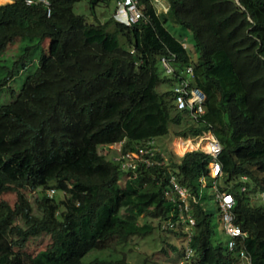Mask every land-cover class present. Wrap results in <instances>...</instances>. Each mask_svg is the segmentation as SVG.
Instances as JSON below:
<instances>
[{
    "label": "trees",
    "instance_id": "trees-1",
    "mask_svg": "<svg viewBox=\"0 0 264 264\" xmlns=\"http://www.w3.org/2000/svg\"><path fill=\"white\" fill-rule=\"evenodd\" d=\"M78 1L50 0L49 11L22 0L0 4V99L39 44L48 40L59 49L28 67L19 89L0 102V264H126L125 252L115 250L154 229L161 234L157 251L169 256L170 238L186 235L180 221L187 214L195 219L190 245L199 263L238 264L239 243L228 250L227 241L214 240L206 195L199 193L200 178L213 179L210 155L190 150L165 160L157 145L150 153L145 144L179 126L172 87L185 77L203 92L204 112L175 134L212 130L218 138L217 187L234 195L251 264H264V0H167L162 11L139 0L144 16L135 23L113 13L94 23L114 39L111 50L87 42L93 23L73 11ZM111 2L87 5L94 16ZM167 24L178 26L179 36ZM82 36V45L65 47ZM11 44L22 53L6 63L1 53ZM80 55L95 66L86 70ZM119 141L123 151L139 152L134 168L121 169L111 150L102 152ZM26 156L21 175L5 171L6 160ZM172 180L196 196L187 198L188 209ZM51 187L57 194H47Z\"/></svg>",
    "mask_w": 264,
    "mask_h": 264
},
{
    "label": "rangeland",
    "instance_id": "rangeland-1",
    "mask_svg": "<svg viewBox=\"0 0 264 264\" xmlns=\"http://www.w3.org/2000/svg\"><path fill=\"white\" fill-rule=\"evenodd\" d=\"M11 0H0V4L4 2H8ZM152 3L156 9V11H162L167 8V0H152ZM114 2H111L108 6L105 5H99L95 9V15L90 12L88 5H87V0H80L76 2L73 6V11L77 14H83L85 16V19L87 22L93 23L91 24L92 26L85 31V39L89 44L94 47L96 42H101L107 50H111L115 46V41L112 39V37L104 34L100 28H98L96 25L98 23H103L106 21V19L114 14ZM96 23V25L94 24ZM168 28L171 30L173 34L176 36H179V30L178 26L173 25V24H167ZM188 34L186 35L187 38ZM84 42V36H82L80 41L73 42L71 40H68L65 42V47H74V46H80ZM191 39L189 36L188 39V44L191 45ZM92 47L84 49V51L89 52L91 51ZM10 48V49H9ZM9 49V50H8ZM6 51H13L11 52L12 54L6 55ZM36 52V53H35ZM59 52L58 46L56 43H51L49 44L48 40H46L43 44H39L38 47H36L32 53H33V59L28 63L25 69L21 71L19 74L15 75L13 77V81L11 82V88H4L3 91H6L5 93L1 94V99L0 102H4V99H10L11 95V89L13 90H18L19 86L22 82V80L26 77L30 69L28 67H37L39 63L41 62L42 59L49 57V56H54ZM21 47H17L15 44L8 45L7 48L1 53V56L5 58L6 63H10V61L13 60L14 55L21 54ZM85 56V55H84ZM15 58V57H14ZM92 58V57H91ZM89 58L88 56L82 57L80 55V62L81 64H84V68L86 70H91L93 66H95V60L92 58ZM164 73V70H163ZM162 89L165 88L164 85L161 86ZM180 114V124L177 126V124H171L169 132L165 135H160L156 137V142L160 144L161 148L165 155L169 157L166 154V151L168 152L173 151L172 153H184L186 151H190L191 149L196 148L197 144H190L189 139L185 140V137H180L176 136L175 131L182 129L183 126L193 123L191 118L187 115L184 114V111L182 110H175ZM191 136V135H190ZM173 137L171 142L166 141ZM199 137V136H198ZM197 137V138H198ZM187 138V137H186ZM199 139V138H198ZM164 142V146L162 145ZM178 142L184 143V149L180 147ZM118 144V143H117ZM117 144L115 143H110L109 146L106 145L103 147L102 152H107V150H111L110 154L113 153L116 149ZM112 145V146H111ZM176 146V148H175ZM200 148V147H199ZM178 149V150H177ZM201 149V148H200ZM180 151V152H177ZM136 155V154H135ZM30 163V157L26 156L23 159L19 160H6L4 163V169L5 171L12 176H17L21 175L25 168L29 166ZM29 170L31 168L29 167ZM210 174V173H209ZM204 184V188L200 186L199 193L204 191L205 192V198H206V209L207 212L211 215V220L212 223L214 224V229H215V236L214 240L216 242H223L224 244L226 241L229 239V236L224 233L222 229V221L220 217V212L218 211L217 208H215L214 200H213V193H214V188L212 186V178H204V181L202 182ZM57 194V192H54ZM214 210V213L212 214ZM161 234H159L158 229H154L153 233L151 235H148L146 238H139V239H133L129 241L127 245L122 247V249L117 248L115 251L116 256H121V251L125 252V260L126 264H179V260H181L182 253H183V247L185 246V239L183 238H177V241L175 238L172 236L169 240V243L172 248V252L170 253L169 256H166L165 253H162L160 251H157V249L160 247V241H161ZM175 245H178V249L176 250L174 248ZM144 257L147 258L144 259ZM145 260V261H144Z\"/></svg>",
    "mask_w": 264,
    "mask_h": 264
},
{
    "label": "built area",
    "instance_id": "built-area-1",
    "mask_svg": "<svg viewBox=\"0 0 264 264\" xmlns=\"http://www.w3.org/2000/svg\"><path fill=\"white\" fill-rule=\"evenodd\" d=\"M26 4L42 3L47 6L49 11L50 0H22ZM115 17L119 21L131 25L144 16V12L141 9L139 0H116ZM167 72H172L174 67L169 63V58L161 57ZM187 72H191V67H186ZM172 90L175 96V103L178 108L186 109V111L193 117L199 118L204 111L203 106V93L196 87L191 86L187 79L179 78V81L173 85ZM198 145L207 153L211 154L214 158L210 163V167L213 166L214 171H218L219 163L215 160V157L221 150V145L218 139L213 134H206L201 137ZM119 148V147H118ZM121 159L122 167L135 166L133 160V154L130 152L121 153L118 156ZM52 190V189H51ZM231 196L225 193L219 198V207L222 213V223L225 232L230 235L228 241L229 248L235 246L236 242L241 243L244 238V232L240 226L235 222L234 213L231 209ZM238 256L240 258L239 264H250V257L243 247L238 250Z\"/></svg>",
    "mask_w": 264,
    "mask_h": 264
},
{
    "label": "clouds",
    "instance_id": "clouds-1",
    "mask_svg": "<svg viewBox=\"0 0 264 264\" xmlns=\"http://www.w3.org/2000/svg\"><path fill=\"white\" fill-rule=\"evenodd\" d=\"M29 2H31V0H29ZM141 5V4H140ZM115 8H116V4H115ZM115 8H114V14H115ZM142 9V8H141ZM113 14V15H114ZM115 16V15H114ZM116 18V17H115ZM181 43H182V45L183 46H186V43H185V37H184V40H182L181 41ZM185 79H187V80H189L188 79V77H185ZM179 81V80H178ZM178 81H176L175 82V84L178 82ZM194 87H196V86H194ZM196 88H198V87H196ZM199 89V88H198ZM200 90V89H199ZM201 91V90H200ZM202 92V91H201ZM203 93V92H202ZM204 95V94H203ZM173 97H174V103H175V96H174V93H173ZM175 106H176V110H182V111H184V114L185 115H187V116H189L190 118H191V120H192V122L193 123H190V124H187V125H191V124H196V122H198V119L199 118H193L187 111H186V109H180V108H178L177 107V105H176V103H175ZM204 112V111H203ZM200 117H201V115H200ZM206 134H213L214 136H215V134L213 133V131L212 130H207V131H204V132H202V133H199V134H197V135H192V134H190V133H188V134H186V135H176V134H174V135H176V136H180V137H185V140L187 141L188 140V138L190 137L191 139H189V141H190V144L192 145V144H197V147L196 148H194L193 147V149H191V150H200V151H202V152H205L199 145H198V142L200 141V139H201V137L202 136H204V135H206ZM191 135V136H190ZM199 136V137H198ZM187 137V138H186ZM199 139H198V138ZM216 137V136H215ZM217 138V137H216ZM173 139V137H171L170 139H168V140H166V141H164V142H166L167 143V141H169V142H171V140ZM218 139V138H217ZM219 141V140H218ZM164 142H163V146H164ZM156 143V144H155ZM220 143V142H219ZM115 144H117V143H115ZM121 144H122V141H119L118 142V144H117V146H116V149H115V151L112 153V157L113 158H115V159H117V160H119L120 161V163H119V165H120V168L121 169H127V168H134L136 165H137V159H140V155H139V152H137V151H131V150H128V151H123L122 150V148H121ZM146 145H147V150H149L150 151V153H153L154 152V149H153V146H156V148H157V150H159V152L161 153V152H163V157H164V159L165 160H167L168 159V157L165 155V153H164V151L161 149V148H164V147H161L160 146V144H158L157 142H156V137L155 138H150V139H148L147 141H146V143H145ZM155 144V145H154ZM221 145V144H220ZM109 146V145H108ZM112 146V145H111ZM119 147V148H118ZM201 149H200V148ZM175 148H176V146H175ZM222 148V147H221ZM152 149H153V152H152ZM178 150V149H177ZM221 151V150H220ZM125 152H130L131 154H133V160H134V163H135V166L133 167V166H129V167H122L121 166V159H119L118 158V156L121 154V153H125ZM173 151H170V152H168V150L166 151V154L169 156V154H171ZM177 152H180V151H177ZM187 152V151H186ZM185 153V152H184ZM184 153H179V154H175V153H173V154H175V155H179V156H181V155H183ZM205 153H207V152H205ZM220 153V152H219ZM218 153V154H219ZM136 154V155H135ZM209 154V153H208ZM210 155V159H209V161H208V163H207V166H208V174L210 175V176H212L213 177V179H212V186H213V188H214V191H215V193H214V198H215V201H216V204H217V206H218V208H219V212H220V217H221V221H222V213H221V210H220V207H219V198H221L225 193H227V194H229L230 196H231V209H232V206H233V204H234V202H235V199H234V195H233V193H231V192H229V191H225V190H221L220 188H218L217 187V176L218 175H220L221 174V163H220V161H219V159H218V155L215 157V160L219 163V169H218V171H214L213 170V166L212 167H210V165H209V163L214 159L213 157H212V155L211 154H209ZM159 162H161V161H159ZM204 178H205V176H202L201 178H200V184L202 185V186H204V184L202 183L203 181H204ZM172 179V178H171ZM243 179L245 180L246 179V177L245 176H243ZM173 181V183H174V187H175V189L177 190V192H178V195L182 198V200L184 201L183 202V208L184 209H188V206H189V202H188V200H187V198L191 195L190 194V192L187 190V188L185 187V186H183V185H181V184H179L178 182H175L174 180H172ZM246 187H245V185H241L240 186V190H242V191H245L246 189H245ZM52 189V190H51ZM46 192H47V194L48 195H52L55 191H54V188H48L47 190H46ZM192 196V199H194V200H196V196L195 195H191ZM232 212H233V210H232ZM234 213V212H233ZM235 217V216H234ZM167 221H169V220H167ZM167 221H165V222H163V225H164V223H166ZM187 221V222H186ZM236 222V221H235ZM171 223V222H170ZM237 223V222H236ZM172 224V223H171ZM170 224V225H171ZM195 224V219L191 216V215H189V214H187L185 217H181V221H180V225H183L184 227H185V231H186V235H182L180 238H183V239H185V246L183 247V253H182V259L181 260H179V264H201V263H199V261H198V259H197V252L195 251V249L190 245V239H191V232H192V230H193V225ZM238 224V223H237ZM241 228V227H240ZM222 229H223V231H224V233L225 234H227L226 232H225V230H224V228H223V223H222ZM242 229V228H241ZM243 232H244V237H245V231L244 230H242ZM228 235V234H227ZM229 236V239H230V235H228ZM229 239L227 240V245H226V247H227V249L228 250H232V249H234V248H236V244H235V246L234 247H232V248H229V246H228V241H229ZM244 239V238H243ZM239 243V242H238ZM244 242H243V240H242V242L241 243H239L238 244V250L240 249V247H245L244 246V244H243ZM245 249V248H244ZM238 250H237V254H238ZM238 258H239V256H238ZM239 262H240V258H239V261H238V264H239ZM250 264H251V260H250Z\"/></svg>",
    "mask_w": 264,
    "mask_h": 264
},
{
    "label": "bare ground",
    "instance_id": "bare-ground-1",
    "mask_svg": "<svg viewBox=\"0 0 264 264\" xmlns=\"http://www.w3.org/2000/svg\"><path fill=\"white\" fill-rule=\"evenodd\" d=\"M178 143H179L180 147L184 149V143H182V142H178Z\"/></svg>",
    "mask_w": 264,
    "mask_h": 264
}]
</instances>
